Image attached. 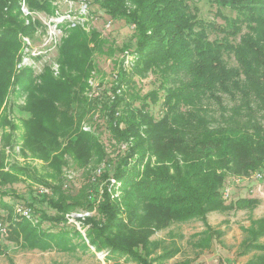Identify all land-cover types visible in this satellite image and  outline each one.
<instances>
[{
  "label": "trees",
  "instance_id": "obj_1",
  "mask_svg": "<svg viewBox=\"0 0 264 264\" xmlns=\"http://www.w3.org/2000/svg\"><path fill=\"white\" fill-rule=\"evenodd\" d=\"M22 1L30 12L59 14L55 0H0L3 146L15 143L18 127L4 111L7 95L12 88L24 91L28 116L22 118L23 144L45 161L46 170L39 177L25 166L5 171L2 147L0 221L8 224L11 242L23 249L66 252L81 246L85 252L103 251L106 260L121 255L138 264H166L180 247L152 239L157 231L201 219L206 227L193 235V246L204 250L214 236L223 235L208 223L210 212L253 209L260 203L257 197L226 202L223 188L229 174H264V0H214L220 8L235 11L233 16L220 11L225 19L220 25L200 18L189 0H93L109 16V24L124 20L134 28V45L118 48L96 27L88 29L85 21L65 18L57 24L63 31L58 72L45 63L38 73L29 65L16 68L25 54L23 36L30 37L41 24L25 15ZM209 30L223 36L212 39ZM118 49L122 56L114 58ZM100 54L112 56L116 67L105 93L101 83L97 86L102 98L90 95ZM150 73L159 86L142 96L130 89ZM224 95L239 100L229 113ZM208 102L219 106L220 120ZM158 104L163 109L160 117L151 109ZM87 117L93 125L83 129ZM101 120L112 134L110 142L95 131ZM120 143L126 146L120 148ZM69 159L87 176L76 193L64 188ZM92 162L104 163L99 180L115 179L113 186L118 183L122 190L119 196L107 182L102 192L97 191V179L87 168ZM20 175L52 192H37L27 201L37 221L15 214L3 200L9 183ZM100 192L97 214L76 217L86 236L75 225L73 230L44 227L46 221L67 223L70 213L93 210ZM244 230L241 252L259 253L243 264H264V215L253 218Z\"/></svg>",
  "mask_w": 264,
  "mask_h": 264
},
{
  "label": "rangeland",
  "instance_id": "obj_2",
  "mask_svg": "<svg viewBox=\"0 0 264 264\" xmlns=\"http://www.w3.org/2000/svg\"><path fill=\"white\" fill-rule=\"evenodd\" d=\"M189 1L198 7V16L200 18H203L206 21H213L218 23V25L223 24L225 20L223 15L220 14V11L227 16L235 15V11L231 8H220L214 0ZM55 3L58 4V15L48 14L45 10H34L33 12H30L23 2L22 9L25 15H32V18L39 20L41 24L37 30L30 35V37L23 36V44L25 46L23 51L25 54L23 60L16 65V68L29 65L38 73L42 71L45 63H48L53 64V68L58 72L56 58L58 55V44L63 31L57 26V24L62 22L65 18H68L70 21H85L88 23V29L91 26L96 27L103 33V36L118 48L124 44L134 45V28L128 26L124 20L115 21L112 25L111 23L109 24V22H111L108 20L109 16L93 0H55ZM209 35L212 39H221L220 37L223 36V33L218 32L217 30H209ZM121 56L119 49L113 55L114 58ZM111 57L108 56V54H100L96 57L100 70L93 77L92 81L95 85L101 83L100 87L103 93H105L107 87L105 83L107 84L108 82H111L112 75L116 72V67H114L112 61L114 58ZM126 59V65L130 66L132 64V57L130 58V56H128ZM230 62L232 64L235 63L234 59H231ZM155 76V74L150 73L139 82L136 79V84L130 89L139 90L138 92L141 96L146 94L154 87L159 86V79L156 80ZM101 90L99 89L100 92ZM17 91L16 93L12 88L7 95L6 102L4 103V111H6L8 118L14 120L18 125L14 130L15 143L3 146V129L0 124V160L3 147L5 153V171H11L12 166L14 165L25 166L34 170L39 177V174L44 175L46 172L45 161L24 147V140L22 138L23 130L21 126L22 118L28 116V113L23 110L27 94L24 91ZM87 94L89 95V92H87ZM224 98L225 105L229 107V110L226 113H229L232 111L231 108L236 105L239 100L234 99L229 95H224ZM139 103L140 101H136V104ZM208 105H210L213 112H215L216 118L220 120L221 109L219 106L213 102H208ZM151 109L154 110L156 117L162 115L163 109L160 104L157 106H151ZM87 120L88 117L81 123L83 129H86V127L90 128L91 125H93ZM97 120L98 118L95 117L93 123L97 122ZM103 121L104 120H101L99 122L100 126H98V129H95V131L103 141L110 142L112 134L110 133L109 127L106 126ZM6 129L9 130L10 126L7 125ZM121 146L124 148L126 144L122 145V143H120L119 147L121 148ZM108 148L110 149V146H108ZM69 161L70 166L67 167L65 172L64 188L71 193H76L80 190L81 186L86 183L87 176L84 169L76 168L75 164L73 162L71 163V159H69ZM103 165L104 163L96 165L92 162L87 167L88 169L90 168V174L92 177L97 179V191L102 192L104 184L107 182V184L110 185L109 190L113 193L115 191L114 188H116L117 193L114 192V195L119 196L122 193V190L119 189L118 183H116L115 187L113 186L115 179L111 178V182L99 180L101 177L99 169H102ZM257 172L260 171H255L247 176L235 174L228 175L225 187L230 188V196L224 198L226 199V202L235 201L240 197H257L260 199V203L253 209L244 208L224 212H210L207 217L208 223L212 225L214 229L223 231V235L221 237L214 236L212 245L209 248L201 250L193 246V235L203 231L206 227L205 222L201 219H193L183 223L175 222L168 228L157 231L152 236V239L161 241L165 245L172 246V242H174L180 247V251L167 260L166 264H243L255 254L259 253V251L255 250L247 253L241 252L243 250L241 243L247 236L244 228L250 225L253 218H258L264 215V181L255 177ZM20 177V180L9 183L6 188L7 194L3 197V200L11 204L13 209L14 206L18 204L27 206L29 198L37 192L41 194L48 192V189L43 191L39 181L30 178L25 181L24 176L20 175ZM101 192L97 195L98 200L96 201L93 210L72 212L68 216L70 220L67 223L55 224L46 221L44 227H50L49 229L57 231L61 228L73 230V227L76 226L82 231L83 235L86 236L85 229H82L81 222L76 220V217L96 215V206L100 203V199L102 198L100 196V194H102ZM48 193H51L52 195L51 191ZM43 206L49 214L54 213V210L49 208L47 204ZM8 213L9 211H5V214ZM37 217L38 214L33 211V215L31 216L32 220L37 221ZM0 222L3 224L5 223L6 226L8 225L5 220ZM2 233L3 232H0V264H138L137 261L126 259L121 255H115L112 259L106 260V254L103 251L95 252L94 248H92L91 251L85 252L81 246L76 251L68 252L58 249H23L19 248L16 243L11 242L8 239L7 235L9 234V228L7 229L6 234L3 235ZM262 241H264V237L262 238Z\"/></svg>",
  "mask_w": 264,
  "mask_h": 264
},
{
  "label": "built area",
  "instance_id": "obj_3",
  "mask_svg": "<svg viewBox=\"0 0 264 264\" xmlns=\"http://www.w3.org/2000/svg\"><path fill=\"white\" fill-rule=\"evenodd\" d=\"M92 84H93L94 88L91 91L92 93L90 92L91 93L90 95H94V96H98V97L102 98V94L99 91V89L97 88L98 85H95L93 82H92ZM87 128H89V127H86V129ZM255 177L257 179H262L264 181V174L261 172H257ZM42 189H43V191L47 190V189H44L43 187H42ZM223 195L225 198H228L230 196V188L229 187L224 188ZM25 206L23 204H18L16 206H14V212L18 215H21V216L24 215L25 217L31 218V216L33 215V210L30 207H28V206L25 207ZM7 229H8V225L6 226L5 223L3 224L2 222H0V232H3L2 233L3 235L7 233Z\"/></svg>",
  "mask_w": 264,
  "mask_h": 264
}]
</instances>
